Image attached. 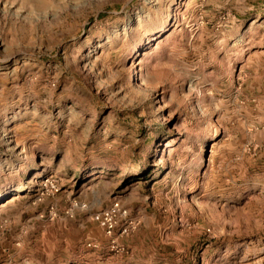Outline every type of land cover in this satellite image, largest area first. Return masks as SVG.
I'll use <instances>...</instances> for the list:
<instances>
[{"label":"rangeland","instance_id":"rangeland-1","mask_svg":"<svg viewBox=\"0 0 264 264\" xmlns=\"http://www.w3.org/2000/svg\"><path fill=\"white\" fill-rule=\"evenodd\" d=\"M0 264H264V0H0Z\"/></svg>","mask_w":264,"mask_h":264},{"label":"built area","instance_id":"built-area-1","mask_svg":"<svg viewBox=\"0 0 264 264\" xmlns=\"http://www.w3.org/2000/svg\"><path fill=\"white\" fill-rule=\"evenodd\" d=\"M104 214L106 215L107 212H105ZM95 218L100 221V215H96ZM102 224H103V227H104V230L106 231V233L110 234L113 230L112 225H106L104 223H102ZM122 231L125 232L126 229L124 228V229H122Z\"/></svg>","mask_w":264,"mask_h":264},{"label":"bare ground","instance_id":"bare-ground-1","mask_svg":"<svg viewBox=\"0 0 264 264\" xmlns=\"http://www.w3.org/2000/svg\"><path fill=\"white\" fill-rule=\"evenodd\" d=\"M167 17H169V15Z\"/></svg>","mask_w":264,"mask_h":264}]
</instances>
